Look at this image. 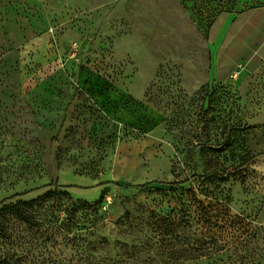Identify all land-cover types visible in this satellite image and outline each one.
Here are the masks:
<instances>
[{"label": "rangeland", "instance_id": "rangeland-1", "mask_svg": "<svg viewBox=\"0 0 264 264\" xmlns=\"http://www.w3.org/2000/svg\"><path fill=\"white\" fill-rule=\"evenodd\" d=\"M0 264H264V0H0Z\"/></svg>", "mask_w": 264, "mask_h": 264}, {"label": "crops", "instance_id": "crops-1", "mask_svg": "<svg viewBox=\"0 0 264 264\" xmlns=\"http://www.w3.org/2000/svg\"><path fill=\"white\" fill-rule=\"evenodd\" d=\"M49 40H50V35L45 34L41 38L35 39L31 44L26 45L24 52L25 53L35 52L36 56L42 57L43 53L47 49V44ZM60 186L63 191L67 192L75 200L87 201L91 203L100 200L104 195L107 194L108 189H111L110 187L107 186L103 187L100 198L94 200L88 194H83V192H80L79 190L75 189L76 186H72V185H60ZM80 188L82 189L83 187Z\"/></svg>", "mask_w": 264, "mask_h": 264}, {"label": "built area", "instance_id": "built-area-1", "mask_svg": "<svg viewBox=\"0 0 264 264\" xmlns=\"http://www.w3.org/2000/svg\"><path fill=\"white\" fill-rule=\"evenodd\" d=\"M112 199L110 197H106V201L103 203L104 210L108 209V205L111 203Z\"/></svg>", "mask_w": 264, "mask_h": 264}, {"label": "trees", "instance_id": "trees-1", "mask_svg": "<svg viewBox=\"0 0 264 264\" xmlns=\"http://www.w3.org/2000/svg\"><path fill=\"white\" fill-rule=\"evenodd\" d=\"M101 204V203H100Z\"/></svg>", "mask_w": 264, "mask_h": 264}]
</instances>
